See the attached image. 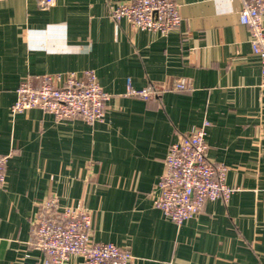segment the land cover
I'll list each match as a JSON object with an SVG mask.
<instances>
[{
	"label": "crops",
	"instance_id": "obj_1",
	"mask_svg": "<svg viewBox=\"0 0 264 264\" xmlns=\"http://www.w3.org/2000/svg\"><path fill=\"white\" fill-rule=\"evenodd\" d=\"M133 1L0 0V154H12L0 264L45 263L33 224L52 196L92 212L91 240L129 249L133 264H264V89L241 3L174 0L182 22L164 36L112 19ZM87 70L110 95L103 121L12 114L22 81ZM129 81L159 93L128 97ZM205 120L208 158L237 191L177 225L154 206L156 184L169 146Z\"/></svg>",
	"mask_w": 264,
	"mask_h": 264
},
{
	"label": "built area",
	"instance_id": "obj_2",
	"mask_svg": "<svg viewBox=\"0 0 264 264\" xmlns=\"http://www.w3.org/2000/svg\"><path fill=\"white\" fill-rule=\"evenodd\" d=\"M240 23L250 32V44L261 64V86L264 89V0H239ZM49 9L56 0H38ZM112 19H125L134 28L167 35L182 22L174 0H134L111 11ZM176 89L181 86L176 85ZM159 89L151 84L136 89L128 82L126 96L144 101L155 98ZM110 95L100 86L96 73L45 75L34 85L24 80L17 88V99L11 107L13 115L39 109L51 114L57 121L82 120L88 124L106 118ZM205 120L173 142L167 152L165 169L156 189L154 206L177 225L196 217L207 202L228 201L237 191L227 186V168L214 165L208 158ZM12 154H0V186L6 183V170ZM94 214L83 207L62 208L59 199L52 196L40 205L33 224L36 246L45 254L44 264H67L78 256L81 264H133L131 251L113 243H96L90 232Z\"/></svg>",
	"mask_w": 264,
	"mask_h": 264
}]
</instances>
